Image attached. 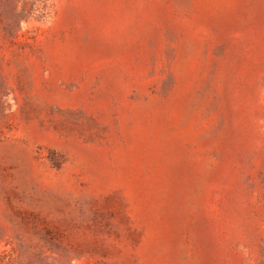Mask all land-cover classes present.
Here are the masks:
<instances>
[{
  "label": "rangeland",
  "instance_id": "1",
  "mask_svg": "<svg viewBox=\"0 0 264 264\" xmlns=\"http://www.w3.org/2000/svg\"><path fill=\"white\" fill-rule=\"evenodd\" d=\"M0 264H264V0H0Z\"/></svg>",
  "mask_w": 264,
  "mask_h": 264
}]
</instances>
